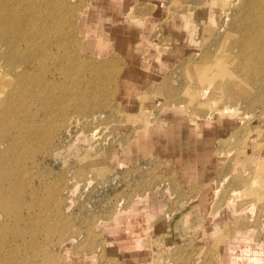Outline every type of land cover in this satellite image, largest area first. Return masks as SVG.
I'll return each mask as SVG.
<instances>
[{
    "label": "rangeland",
    "instance_id": "374dc122",
    "mask_svg": "<svg viewBox=\"0 0 264 264\" xmlns=\"http://www.w3.org/2000/svg\"><path fill=\"white\" fill-rule=\"evenodd\" d=\"M99 1L0 0V16L14 20L8 26L18 24L10 35L15 49L0 35V201L13 213L6 220V241L0 242V264H140L143 247L151 241L157 247L154 230L168 221L166 215L177 207L185 187L159 160L143 159L135 167L116 164L113 155L148 119V109L153 118L168 107L191 122L220 111L237 113L240 120L218 144L228 156L227 166L206 186L215 229L210 246L192 259L187 243L153 264H228L226 254L231 264L255 252L254 260L262 264L264 166L239 164L234 153L240 146L252 143L258 149L264 144V60L256 62L261 71L248 68L247 60L248 55L259 59L251 38L264 47V35L254 30L264 23V0H174L175 6L194 12L198 24L192 22L191 35L199 44L178 61L166 59L159 45H151L153 80L144 85L141 61L119 52L122 45L116 51L99 50L95 28L85 22ZM151 1L130 0L135 4L129 16L142 8L148 13ZM130 40L141 41L136 33ZM173 44L166 40L161 49L168 51ZM131 46L138 54L141 44ZM159 54L166 62L156 75L161 59L153 57ZM118 216L120 228L106 230L103 223ZM132 256L137 257L134 262Z\"/></svg>",
    "mask_w": 264,
    "mask_h": 264
},
{
    "label": "crops",
    "instance_id": "0c3cea01",
    "mask_svg": "<svg viewBox=\"0 0 264 264\" xmlns=\"http://www.w3.org/2000/svg\"><path fill=\"white\" fill-rule=\"evenodd\" d=\"M152 1L154 5L148 13L141 12L145 11V8H142L137 10L140 11L137 16L131 18L129 13L135 3L130 4V0L113 2L100 0V7L91 9L85 19L89 28H95V34L104 49L116 51L119 47L117 45H122L119 52L129 57V60L136 58L141 61L139 70L143 85L153 80L149 57L151 45H159L158 51L161 50L160 53L163 55L166 53L168 55L166 59L170 61L181 60L190 52L189 48L198 45V39L191 35L194 26L192 22L198 24L193 11L187 13L185 9L175 6L174 0ZM190 14L191 19L188 18ZM134 27L140 42L130 40L135 35L132 32ZM166 40L174 41L168 51L161 49ZM133 44L134 48L141 44L138 54L132 48ZM158 56V59L153 57V61L159 62L161 59L158 66L161 68L156 75L162 74L166 62L162 55ZM142 104L144 101L139 103V107ZM168 108L159 109L153 118H150L152 113L148 109V112L150 111L148 119L130 133L133 135L130 140L118 147L113 155L116 164L135 167L143 159L159 160L164 170L176 177L185 187L177 207L166 215L168 221L164 220L154 230L158 237L157 247L153 248V241L149 247H143L144 253L141 254L140 264H153L158 256L163 258L171 256L173 250H181V246L184 247L187 243L191 246L192 259L197 256L200 249L210 246L215 229L214 220L209 218L208 202L211 196L206 186L215 181L228 163V156L218 148L219 142L229 137L239 126L240 119L239 116H235L236 113L217 112L212 118L191 122L184 118L182 113L176 114L170 107ZM234 157L239 164L256 163L264 166V144L258 149H255L252 143L249 146H240L236 148ZM135 258L137 257L132 256L133 262ZM225 260L228 263L227 254Z\"/></svg>",
    "mask_w": 264,
    "mask_h": 264
},
{
    "label": "bare ground",
    "instance_id": "6f19581e",
    "mask_svg": "<svg viewBox=\"0 0 264 264\" xmlns=\"http://www.w3.org/2000/svg\"><path fill=\"white\" fill-rule=\"evenodd\" d=\"M259 1V0H258ZM256 3V2H255ZM261 3V2H260ZM264 3V2H263ZM263 3H261L260 5H262ZM163 4V3H162ZM251 4H253V3H251ZM120 6V5H119ZM257 6H258V3H257ZM207 9V8H206ZM257 9V8H256ZM205 10V9H204ZM261 11V10H260ZM263 11V10H262ZM250 12V11H249ZM254 13V12H253ZM257 13V12H256ZM173 14V13H172ZM250 14V13H249ZM255 14V13H254ZM258 14V13H257ZM256 14V15H257ZM191 15V14H190ZM253 15V14H252ZM261 15V14H260ZM254 16V15H253ZM264 16V15H263ZM187 18V17H186ZM188 18H190L191 19V17H188ZM248 18V17H247ZM252 18V17H251ZM259 18V17H258ZM244 19V18H243ZM246 19V18H245ZM254 19H257V18H255L254 17ZM259 19H261V17L259 18ZM252 20V19H251ZM12 21H14V20H10L9 18H7L6 16H0V23L2 22V23H5V25L3 26V25H0V35L1 36H3V38H6V39H8V44H9V47L11 48V49H15V40H14V37L13 36H11L10 37V35L16 30V28L18 27V24H14V25H12V26H8V24H7V22H12ZM247 21V20H246ZM250 21V20H249ZM254 22V21H253ZM255 22H256V20H255ZM254 22V23H255ZM257 22H258V19H257ZM260 22V21H259ZM253 23V24H254ZM247 24V23H246ZM252 23H251V26L253 25ZM261 26H259V27H255L254 28V30H256V31H258V35L259 36H262V35H264V23H261L260 24ZM7 26V27H6ZM255 26H256V24H255ZM252 27H254V26H252ZM133 30V29H132ZM253 30V29H252ZM122 31V30H121ZM249 32V31H248ZM254 32V31H253ZM5 33V34H4ZM251 33V32H250ZM113 34V33H112ZM149 36V35H148ZM254 37H255V35H253ZM150 37V36H149ZM251 38V37H250ZM261 38V37H260ZM200 39V38H199ZM264 40V39H263ZM246 41H247V39H246ZM249 41V40H248ZM251 41L252 42H250V43H253L252 45L255 47L254 48V52L256 53H258L259 54V59H257V58H255L254 56H250V55H248L249 56V58H247V60H248V68H253L254 67V70H257V71H261L262 69H259L258 70V68H256L255 66H260V65H258L259 64V62L260 63H262L263 62V60H264V47H263V45H261L260 44V41H258V39L256 40V39H252L251 38ZM245 42V41H244ZM259 42V43H258ZM238 43V42H237ZM263 43V42H262ZM199 44V43H198ZM234 44V43H233ZM245 44V43H244ZM247 44V43H246ZM242 45V44H241ZM246 46V45H245ZM248 46V45H247ZM252 46V47H253ZM235 47V46H234ZM243 47V46H242ZM230 48V47H229ZM246 48V47H245ZM248 49V48H247ZM99 50H101V51H103V50H105L102 46L99 48ZM252 50V49H251ZM247 51V50H246ZM100 52V51H99ZM148 52V51H147ZM256 53V54H257ZM254 55V54H253ZM238 56V55H237ZM241 56V55H240ZM234 58V57H233ZM29 59V58H28ZM254 59V60H253ZM25 60H27V59H25ZM19 61V60H18ZM152 61V60H151ZM132 62V61H131ZM256 62H258V64L256 63ZM20 63V62H19ZM149 63V62H148ZM246 63V62H245ZM32 64V60H30L29 62H26L24 65L27 67L28 65H31ZM264 64V63H263ZM245 65V64H244ZM247 65V64H246ZM254 65V66H253ZM22 66V64H18V67H21ZM152 67V66H151ZM219 67V66H218ZM246 67V66H245ZM135 68V67H134ZM263 68V67H262ZM253 70V69H252ZM253 70V71H254ZM149 71V70H148ZM247 72V71H246ZM146 73V72H145ZM144 73V74H145ZM150 73V72H149ZM245 73V72H244ZM249 73V72H248ZM255 73H256V71H255ZM258 73V72H257ZM261 73V72H260ZM246 75V74H245ZM258 75V74H257ZM261 75V74H260ZM246 76H248V74L246 75ZM259 76V75H258ZM262 76V75H261ZM256 77V76H255ZM125 78V77H124ZM141 78V77H140ZM227 78V77H226ZM242 78V77H241ZM248 78V77H247ZM126 79V78H125ZM230 79V78H229ZM243 79V78H242ZM245 79V78H244ZM136 80V79H135ZM235 80V79H234ZM247 81V80H246ZM19 83V82H18ZM227 83V82H226ZM16 84V83H15ZM133 84V83H132ZM126 85V84H125ZM39 86V85H38ZM41 86V85H40ZM120 86H122V85H120ZM223 86H226V84L225 85H223ZM15 87V86H14ZM18 87V86H17ZM133 87V86H132ZM25 88V87H24ZM23 88V89H24ZM128 88V87H127ZM124 89V88H123ZM130 89V88H129ZM15 90V89H14ZM24 90H26V89H24ZM123 91V90H122ZM132 91V90H131ZM130 91V92H131ZM24 92H26V91H24ZM28 92V91H27ZM129 92V91H128ZM119 93V92H118ZM226 93V92H225ZM17 94V93H16ZM131 94V93H130ZM223 94V93H222ZM36 95H37V93H36ZM38 95H39V93H38ZM224 95V94H223ZM13 96V95H12ZM32 96V95H31ZM26 97V96H25ZM9 99V98H8ZM14 99V98H13ZM23 99V98H22ZM26 99V98H25ZM23 101V100H22ZM26 102H27V100H25ZM9 102V101H8ZM11 102V101H10ZM126 102V101H125ZM124 102V103H125ZM12 103V102H11ZM14 103V102H13ZM223 108V107H222ZM224 109H226V107H224ZM233 109H235L236 110V108L235 107H233ZM234 110V111H235ZM218 111H219V109H218ZM225 111V110H224ZM233 111V110H232ZM237 111V110H236ZM235 111V112H236ZM221 112V111H220ZM170 114V113H169ZM233 114V113H232ZM237 114V113H236ZM247 115V114H246ZM245 117V116H244ZM249 117V116H248ZM246 118V117H245ZM174 121V120H173ZM251 125V124H250ZM201 128V127H200ZM251 133V132H250ZM257 134V133H256ZM228 139V138H227ZM230 139V138H229ZM244 139V138H243ZM263 140V139H262ZM250 142H251V140H250ZM229 143H230V141H229ZM261 143H263V142H261ZM7 151V150H6ZM8 152V151H7ZM19 152V151H18ZM3 153V152H2ZM1 153V154H2ZM14 153V152H13ZM0 154V155H1ZM5 154H6V152H5ZM19 154V153H18ZM17 154V155H18ZM9 155V154H8ZM10 156V155H9ZM3 157V156H2ZM12 158V157H11ZM19 158H21V157H19ZM0 159H1V157H0ZM7 159V158H6ZM13 159V158H12ZM3 160V159H2ZM1 160V161H2ZM16 160H18L17 158H16ZM15 160V161H16ZM9 161H10V159H9ZM91 161V160H90ZM4 162V161H3ZM7 163V162H6ZM14 163V162H13ZM17 164V163H16ZM253 164V163H252ZM18 166V165H17ZM23 167V166H22ZM237 167V166H236ZM20 168V167H19ZM238 168V167H237ZM17 169V168H16ZM231 169V168H230ZM4 171H5V169H3ZM1 171V170H0ZM13 171H14V169H13ZM3 173V172H2ZM11 173H13L12 171H11ZM14 173H15V171H14ZM246 173V172H245ZM7 174V173H6ZM3 175V174H2ZM13 175V174H12ZM7 176V175H6ZM16 176H19V175H16ZM29 176V175H28ZM14 177V176H13ZM26 177V176H25ZM3 178V177H2ZM1 178V179H2ZM5 178V177H4ZM20 178V177H19ZM6 180V179H5ZM4 180V181H5ZM8 180H9V178H8ZM7 180V181H8ZM13 180V179H12ZM3 181V182H4ZM6 181V182H7ZM11 181V180H10ZM18 181V180H17ZM9 182V181H8ZM7 182V183H8ZM14 182V181H13ZM19 182V181H18ZM214 184V183H213ZM2 185V184H1ZM14 185V184H13ZM19 185H21V183L19 184ZM8 186V185H7ZM17 186V185H16ZM10 187V186H9ZM2 189H3V187H2ZM1 189V190H2ZM10 189H12V188H10ZM4 190V189H3ZM8 190V189H7ZM9 191V190H8ZM11 192V191H10ZM8 193V192H7ZM235 192H233V194H234ZM238 193V197H240L239 195V192H237ZM237 193H236V195H237ZM4 194V193H3ZM6 195V194H5ZM232 195V194H231ZM3 197V196H2ZM12 197V196H11ZM1 198V197H0ZM4 198H5V196H4ZM2 199V198H1ZM9 199V198H8ZM12 199V198H11ZM10 199V200H11ZM140 199V198H139ZM138 199V200H139ZM6 201V200H5ZM12 201H13V199H12ZM8 202V204H9V200L7 201ZM228 202V201H227ZM6 203V202H5ZM5 203H3V202H1L0 201V208H1V211H3L2 212V214H0V217L1 216H3L4 217V221H2L1 222V224H0V242H2L3 244L5 243V241H4V238H6V235H7V233L5 232V229H6V227H7V225H8V222L6 221L8 218H9V216L8 215H10L11 214V211L9 212V208H10V206H9V208H7L5 205H7V204H5ZM20 204V203H19ZM229 204V203H228ZM14 205H15V202H14ZM14 205H11V206H13L14 207ZM232 206V205H231ZM12 207V208H13ZM19 207H21V206H19ZM132 207H134V206H132ZM233 207V206H232ZM14 209V208H13ZM13 212V211H12ZM134 212V211H133ZM15 213H16V211H15ZM13 214V213H12ZM11 214V215H12ZM17 214V213H16ZM138 214V213H137ZM19 215V214H18ZM10 218H12V219H14L13 217H10ZM16 218V217H15ZM18 218V217H17ZM23 218V217H22ZM27 218V217H26ZM25 218V219H26ZM29 218V217H28ZM129 218V217H128ZM24 218H23V220H25ZM3 220V219H2ZM19 219H16V222L18 221ZM23 220H22V222H23ZM27 220V219H26ZM129 220V219H128ZM30 221V220H29ZM111 221V220H110ZM107 222V223H103V225H105L106 226V230H117L118 228H120V224H121V222H120V219H119V216L118 217H114V219L111 221V222ZM136 221H138V220H136ZM141 221V220H140ZM10 222V221H9ZM19 222V221H18ZM131 223V222H130ZM13 224H14V222H13ZM19 224V223H18ZM40 224V223H39ZM124 224H125V222H124ZM129 224V223H128ZM127 224V225H128ZM25 225V224H24ZM44 225H45V223H44ZM98 225H102V224H98ZM37 226V225H36ZM41 226H43V225H41ZM104 226V227H105ZM126 226V225H125ZM124 226V227H125ZM128 227V226H127ZM16 228V227H15ZM33 227H31V229H32ZM35 228V227H34ZM38 228V227H37ZM47 228V227H46ZM128 228H130V227H128ZM127 228V229H128ZM8 229L10 230V228L8 227ZM18 229V228H17ZM20 230H21V228H19ZM18 229V230H19ZM26 229V231H27V228H25ZM30 229V230H31ZM8 230V231H9ZM46 230H48V229H46ZM32 231V230H31ZM35 231V230H34ZM34 231H33V233H34ZM1 232H2V234H1ZM4 232L6 233L5 234V236H4ZM20 232V231H19ZM46 232V231H45ZM48 232V231H47ZM10 233H11V231H10ZM17 233H18V231H17ZM22 233V232H21ZM29 232L27 231V234H28ZM40 233H42V232H40ZM44 233V232H43ZM50 233V232H49ZM23 234V233H22ZM31 234V233H30ZM247 234V233H246ZM15 235V234H14ZM18 235V234H17ZM17 235H15V236H17ZM32 235H34V238H35V234H32ZM46 235V234H45ZM54 235V234H53ZM21 236V234L19 233V237ZM26 236V235H25ZM10 237V236H9ZM18 237V238H19ZM30 237V236H29ZM41 237V236H40ZM46 237H47V235H46ZM2 238V239H1ZM14 238H16V237H14ZM23 238V237H22ZM43 239H45V238H43ZM232 239V238H231ZM252 239V238H251ZM24 240H26V237L24 238ZM23 240V241H24ZM28 241V240H27ZM29 241H30V239H29ZM264 241V240H263ZM42 242V241H41ZM232 242V240H230V243ZM14 243H16V242H14ZM46 243H48V242H46ZM54 243V242H53ZM11 244V243H10ZM42 244V243H41ZM1 245V244H0ZM13 245V244H12ZM30 245V244H29ZM39 245V244H38ZM88 245V244H87ZM14 246V245H13ZM32 246H33V243H32ZM37 245H35V247H36ZM44 246V245H43ZM91 246V245H90ZM35 247H34V249H35ZM39 247V246H38ZM229 247V246H228ZM236 247V246H235ZM1 248H3V247H1ZM9 248V247H8ZM29 248H30V246H29ZM4 249V248H3ZM14 249V248H13ZM19 249H22V248H19ZM27 249V248H26ZM33 249V248H32ZM2 250V249H1ZM5 250V249H4ZM12 250V249H11ZM44 250V249H43ZM235 250V249H234ZM9 251H10V249H9ZM232 251V250H231ZM236 251V250H235ZM2 252H3V250H2ZM16 252H18V251H16ZM46 252V251H45ZM48 252V251H47ZM259 252V251H258ZM1 253V252H0ZM10 253V252H9ZM33 253V252H32ZM54 253V252H53ZM227 253V252H226ZM232 253V252H231ZM230 253V254H231ZM233 253H234V251H233ZM264 253V252H263ZM44 254V253H43ZM47 254V253H46ZM50 254H52V252H50ZM244 254V253H243ZM237 255V254H236ZM238 255H240V254H238ZM9 256H11L10 254H9ZM13 256V255H12ZM20 256V255H19ZM43 256V255H42ZM46 256H48V255H46ZM45 256V257H46ZM51 256V255H50ZM234 256V255H233ZM257 256V252H255V253H253V254H251V255H249L248 257H246V258H244L242 261H236V262H232L231 264H261V263H259V262H257L256 263V261L254 260V258ZM3 256H1V258H2ZM14 257H16V256H14ZM45 257H43V258H45ZM54 257V256H53ZM13 258V257H12ZM21 258V257H20ZM32 258H34V257H32ZM37 258V257H36ZM231 258V257H230ZM229 258V259H230ZM235 258V257H234ZM264 258V257H263ZM48 259V258H47ZM46 259V260H47ZM50 259H52V258H50ZM49 259V260H50ZM228 259V260H229ZM0 260H2V259H0ZM5 260V259H4ZM36 260V259H35ZM41 260V259H40ZM48 260V261H49ZM53 260V259H52ZM14 261V260H13ZM13 261H9L8 262V260H6L5 262H7V263H5V264H9V263H11V262H13ZM20 261V260H19ZM32 261V260H31ZM47 261V262H48ZM51 261V260H50ZM264 261V260H263ZM1 262V261H0ZM51 262H53V261H51ZM32 263V262H31ZM38 263H40V262H38ZM42 263V262H41ZM3 264V263H2ZM20 264V263H19ZM30 264V263H29ZM34 264V263H33ZM44 264V263H43ZM48 264H49V262H48ZM53 264V263H52ZM55 264V263H54ZM228 264H229V262H228ZM263 264V263H262Z\"/></svg>",
    "mask_w": 264,
    "mask_h": 264
}]
</instances>
